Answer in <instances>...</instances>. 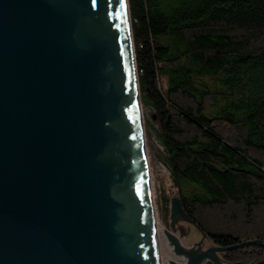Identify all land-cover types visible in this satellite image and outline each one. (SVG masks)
Masks as SVG:
<instances>
[{
	"label": "water",
	"instance_id": "95a60500",
	"mask_svg": "<svg viewBox=\"0 0 264 264\" xmlns=\"http://www.w3.org/2000/svg\"><path fill=\"white\" fill-rule=\"evenodd\" d=\"M139 95L128 0H0V264H161Z\"/></svg>",
	"mask_w": 264,
	"mask_h": 264
},
{
	"label": "trees",
	"instance_id": "16d2710c",
	"mask_svg": "<svg viewBox=\"0 0 264 264\" xmlns=\"http://www.w3.org/2000/svg\"><path fill=\"white\" fill-rule=\"evenodd\" d=\"M128 7L140 100L184 212L213 246L256 242L220 263L264 264V0Z\"/></svg>",
	"mask_w": 264,
	"mask_h": 264
},
{
	"label": "rangeland",
	"instance_id": "374dc122",
	"mask_svg": "<svg viewBox=\"0 0 264 264\" xmlns=\"http://www.w3.org/2000/svg\"><path fill=\"white\" fill-rule=\"evenodd\" d=\"M203 82L209 86L211 85L207 80H203ZM160 85L163 90L166 88L164 78L160 79ZM211 103L212 100H207V105H210ZM139 104L141 106L142 128L144 131L150 185L154 202V216L156 219L158 236L161 242L158 250L159 256L161 255L160 258L163 259L164 264H168L167 259L169 258L178 264H184V261L177 259L172 252H169V250L172 251V247L164 232L168 231L169 233H174L180 240L181 245L186 249L196 248V244L201 239V234L191 224L180 219H176L174 222V231H172L170 227L172 222L170 217V200L172 197L178 196V192L172 184L169 169L165 162L163 147L156 138L157 127L154 120L151 118L152 110L149 106L143 105L141 100ZM212 246L213 244L208 239L204 238L200 244V250H205ZM160 261L162 264L161 259Z\"/></svg>",
	"mask_w": 264,
	"mask_h": 264
},
{
	"label": "bare ground",
	"instance_id": "6f19581e",
	"mask_svg": "<svg viewBox=\"0 0 264 264\" xmlns=\"http://www.w3.org/2000/svg\"><path fill=\"white\" fill-rule=\"evenodd\" d=\"M139 101H140V95H139ZM140 111H141V106H140ZM141 119H142V116H141ZM143 135H144V131H143ZM144 143H145V139H144ZM150 193H151V200H152V208H153V215H154V202H153V197H152V190H151V185H150ZM154 223H155V230H156V242H157V248H158V250H159V247H160V245H161V242H160V238H159V236H158V231H157V227H156V219H155V216H154ZM158 226V225H157ZM159 227V226H158ZM168 246V245H167ZM169 247V246H168ZM161 248H163V247H161ZM169 249V248H168ZM163 250V249H162ZM161 251V250H160ZM164 251V250H163ZM169 252H172V251H170L169 250ZM168 252V253H169ZM163 254V253H162ZM166 254V253H165ZM170 256V255H169ZM159 257H161V255L159 256ZM163 257H164V255H163ZM168 257V256H167ZM171 257V256H170ZM161 260H162V264H164L163 262V259L162 258H160ZM165 259V258H164ZM172 259H174V258H172ZM171 259L169 258V259H167V263H168V261H170ZM174 261V260H173Z\"/></svg>",
	"mask_w": 264,
	"mask_h": 264
}]
</instances>
